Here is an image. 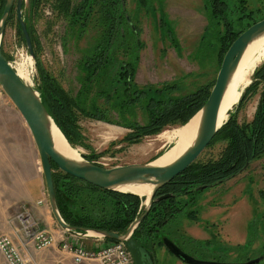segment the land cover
Returning a JSON list of instances; mask_svg holds the SVG:
<instances>
[{
	"label": "rangeland",
	"instance_id": "1",
	"mask_svg": "<svg viewBox=\"0 0 264 264\" xmlns=\"http://www.w3.org/2000/svg\"><path fill=\"white\" fill-rule=\"evenodd\" d=\"M78 1L73 0V3ZM228 2L232 6L236 0ZM125 8L139 28V39L143 42L138 52L135 75L139 87L172 82L178 87L176 94L183 95L202 85L212 86L221 59L212 49V44L207 45V51L201 48L203 40L209 38L204 31L207 20L202 0H125ZM245 8L251 12L250 21H258L264 15V0H245ZM22 18L31 30L34 58L20 34L15 9L0 38L1 51L15 69L22 67L26 71L28 75L22 78L34 87L35 79L38 80L41 72L74 97L80 91L83 79L79 64L83 55L97 43L96 30L90 25L82 32L71 30L68 20L53 9L52 0H24ZM246 19H242V25L246 24ZM261 88L260 85L257 92L241 106L236 103L231 109L230 112H235L239 122L252 118ZM85 100L87 107L91 103L97 107L105 106L104 100L96 96L95 90L90 91ZM110 117L122 123L123 118L116 111H112ZM125 118L141 124L145 122V116L138 109L133 116L126 114ZM76 119L80 140L73 147L78 149L80 156L85 155L106 168L151 161L161 153V157L170 155V151L165 152L177 142L170 134L173 129L180 127L167 126L157 135L127 144L120 142L129 132L127 128L80 113H77ZM223 146L222 142H215L206 147L198 158L201 161L211 158ZM219 185L223 186L218 189V193L224 191L226 196L220 201L214 197L209 202L211 206L205 208L216 213L203 215L204 210L199 202L208 191L216 192L218 185L194 195L195 203L191 210L197 211L195 218L190 219L180 212L163 227V231L171 230L182 242L192 239L197 246L198 260L242 263L263 255L264 156ZM214 203L217 205L213 206ZM19 214L29 215L39 228L51 235L58 237L62 234L72 238L53 217L32 137L22 117L0 87V234L11 233L19 226ZM74 241L86 249H96L108 240L102 238L96 241L92 237L81 236ZM57 245L58 242L54 246L59 249ZM54 246L40 252L32 250L35 260L43 264H66L67 260L58 261L53 252ZM160 252L164 255H158L161 257L159 264H180L177 258L164 249ZM255 264H264V258Z\"/></svg>",
	"mask_w": 264,
	"mask_h": 264
},
{
	"label": "trees",
	"instance_id": "2",
	"mask_svg": "<svg viewBox=\"0 0 264 264\" xmlns=\"http://www.w3.org/2000/svg\"><path fill=\"white\" fill-rule=\"evenodd\" d=\"M5 1L0 0V16ZM202 2L207 20L204 31L209 38L203 40L201 48L207 51V45L212 44V49L222 61L232 42L257 21H250L251 12L246 10L245 0H236L232 6L228 0ZM52 4L53 9L68 20L71 30L82 32L90 25L98 35L97 43L80 61L83 79L81 89L74 97L45 73L40 72L38 80L35 79V88L42 103L72 146L80 140L77 113L127 128L129 132L120 142L135 144L145 137L159 134L167 126L181 127L206 102L214 83L212 86L202 85L183 95L176 94L178 87L172 82L143 87L136 84L138 52L143 42L139 39V28L126 13L125 0H79L77 3L73 0H52ZM12 11L7 21L11 19ZM245 17L246 24L242 25ZM27 29L32 42L28 25ZM260 85L262 88L252 118L239 122L235 112L230 113L207 146L222 142L221 151L203 161L197 158L159 188L148 214L133 234L154 232L155 228L165 226L180 212L190 219L195 218L197 211L191 210V206L195 203L196 193L236 176L243 171L246 163L264 156V61L254 69L252 81L244 89L238 106L255 94ZM92 90L104 100V108L93 103L87 107L85 97ZM136 109L145 116L142 124L124 119L126 114L133 116ZM112 111L120 114L122 123L111 119ZM83 157L92 161L85 155ZM52 168L56 204L63 220L71 226L123 233L143 212L144 198L138 195L94 186L59 171L53 163ZM164 195L167 197L162 199ZM187 240L194 243L192 239Z\"/></svg>",
	"mask_w": 264,
	"mask_h": 264
},
{
	"label": "water",
	"instance_id": "3",
	"mask_svg": "<svg viewBox=\"0 0 264 264\" xmlns=\"http://www.w3.org/2000/svg\"><path fill=\"white\" fill-rule=\"evenodd\" d=\"M23 1L24 0L5 1L4 8L0 16V38L4 32L8 15L10 14L12 8L15 7L16 19L23 35L26 48L31 57L34 58L31 38L27 25L22 19ZM263 33L264 18L250 25L229 46L221 61L214 85L206 102L200 110L192 116L194 117L198 112H201L200 122L193 141L189 146H187L180 156L166 165L154 164V160L163 153L148 162H134L109 168L97 165L96 163L84 158L83 155L76 159L67 157L60 153L55 148L52 138V126L55 123L42 103L39 92L32 85V83L22 79L18 75L16 69L10 64L0 49L1 90L5 93L22 117L32 137L39 157V164L45 182L49 207L59 226L69 234L78 235L79 237L86 236L121 241L125 244L132 255L134 264H150V260L147 257L148 255L143 252L139 243L132 237V233L142 219L148 214L156 191L163 185L170 182L175 176L180 174L191 163H193L211 142L216 132L229 118L231 113L230 111L236 104H234L232 108L227 111L226 120L223 123L218 124V114L222 98L230 78L235 71L247 45ZM251 81L252 80H250L247 85H249ZM240 97L236 103L239 102ZM52 163L57 166L59 171L94 186L106 190L135 194L144 198V204L142 203L143 212L129 224L126 231L123 233L77 228L67 224L61 217L56 204ZM247 165L248 163L245 164L243 169H245ZM145 185L151 186V191L148 197L131 191H122L119 189L120 187ZM166 197L167 196L164 195L161 198L163 199ZM90 232H93L94 234H90ZM168 247L176 256H179L181 259L187 261L188 264H255L264 258V255H261L242 263L213 262L198 260L183 253L180 254L178 248L172 245V243L168 244Z\"/></svg>",
	"mask_w": 264,
	"mask_h": 264
},
{
	"label": "built area",
	"instance_id": "4",
	"mask_svg": "<svg viewBox=\"0 0 264 264\" xmlns=\"http://www.w3.org/2000/svg\"><path fill=\"white\" fill-rule=\"evenodd\" d=\"M19 226L11 233L0 234V264H43L36 261L34 251H43L58 242L61 254H69L71 264H134L132 255L121 241L108 240L101 247L86 249L74 241L78 235L69 234L71 239L60 234L57 241L47 230L39 228L29 215L19 214ZM96 241L101 238L93 237Z\"/></svg>",
	"mask_w": 264,
	"mask_h": 264
},
{
	"label": "bare ground",
	"instance_id": "5",
	"mask_svg": "<svg viewBox=\"0 0 264 264\" xmlns=\"http://www.w3.org/2000/svg\"><path fill=\"white\" fill-rule=\"evenodd\" d=\"M264 59V33L252 40L246 47L244 53L242 54L238 65L233 72L224 96L222 98L219 114H218V124L223 123L227 118V111L236 104L243 88L248 84L250 76L253 74L254 67L259 64ZM23 64V63H22ZM24 65V64H23ZM25 69V68H24ZM28 69V68H27ZM26 69V70H27ZM18 75L22 78L24 75L27 76L25 70L16 68ZM23 79V78H22ZM201 112H198L194 117H192L186 124L181 127L173 129L172 135L173 138L177 140L169 150L170 155H165L163 157L159 156L154 160V164L157 165H166L174 161L182 152L191 144L193 141L198 125L200 122ZM167 137V136H166ZM171 137V136H170ZM169 137V138H170ZM52 138L55 148L62 154L70 158H80V154L77 148L72 147L60 129L53 124L52 126ZM172 138V139H173ZM164 153V154H165ZM122 191H131L139 195L149 196L151 191L150 185L145 186H128L120 187ZM90 234H94L93 232Z\"/></svg>",
	"mask_w": 264,
	"mask_h": 264
},
{
	"label": "flooded vegetation",
	"instance_id": "6",
	"mask_svg": "<svg viewBox=\"0 0 264 264\" xmlns=\"http://www.w3.org/2000/svg\"><path fill=\"white\" fill-rule=\"evenodd\" d=\"M24 5V1L22 3V6ZM15 9V7H13ZM12 8V10H14ZM16 16V15H15ZM24 21H26L24 18H22ZM17 20V19H16ZM26 23V22H25ZM163 227L161 226L159 228H155L154 232H143L142 235L138 232L132 233V237L136 239V241L139 243L141 249L144 253H146L150 260V264H159V261H161V257L159 258L158 255L163 254L162 252L159 253L162 249H164L167 253H169L171 256H174L177 258L180 262V264H188L183 259H181L179 256H176L168 247V244L174 245L178 248L179 253L186 254L192 258L197 259V246L193 243H189L187 241H180L179 238L174 235V233L169 231H163ZM145 254V255H146ZM164 255V254H163Z\"/></svg>",
	"mask_w": 264,
	"mask_h": 264
},
{
	"label": "crops",
	"instance_id": "7",
	"mask_svg": "<svg viewBox=\"0 0 264 264\" xmlns=\"http://www.w3.org/2000/svg\"><path fill=\"white\" fill-rule=\"evenodd\" d=\"M168 141V140H167ZM161 147H158L157 149H160ZM142 162H148V161H142ZM226 184V183H225ZM225 184H223V185H225ZM223 185H218L215 189H216V192H211V191H208L207 193H206V195L202 198V200L199 202V205L200 206H202V209L204 210V212H203V215H205V214H213V213H216V212H214V210H211L210 209V212L209 211H207L205 208L206 207H210L211 206V204H209V202L211 201V199H214V197H216V199H217V201H220L219 199L220 198H223L224 196H226V195H224L225 193H224V191L222 192V194H220V193H218V189L220 188L221 189V187L223 186ZM215 189H214V191H215ZM216 194H218V195H216ZM220 195V196H219ZM210 196V197H209ZM217 203V202H216ZM215 205H217V204H213V206H215ZM200 209V208H199ZM221 212V209L219 210V213ZM57 235H58V233H57ZM54 236V238L58 241L59 240V235H58V237H56L55 235H53ZM56 244V243H55ZM53 252H54V254L57 256V258H58V261H64V260H67V263L66 264H71V257H70V255L69 254H65V255H63V254H61V252L56 248V246H54L53 247ZM55 255H54V257H55ZM41 256L43 257V253L41 254ZM63 257V258H62ZM42 261H43V259H42ZM63 263H65V262H63Z\"/></svg>",
	"mask_w": 264,
	"mask_h": 264
}]
</instances>
